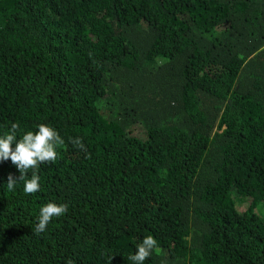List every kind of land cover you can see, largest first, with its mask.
<instances>
[{
	"label": "trees",
	"instance_id": "1",
	"mask_svg": "<svg viewBox=\"0 0 264 264\" xmlns=\"http://www.w3.org/2000/svg\"><path fill=\"white\" fill-rule=\"evenodd\" d=\"M12 123L64 144L33 194L0 162V264H264V0H0Z\"/></svg>",
	"mask_w": 264,
	"mask_h": 264
},
{
	"label": "clouds",
	"instance_id": "2",
	"mask_svg": "<svg viewBox=\"0 0 264 264\" xmlns=\"http://www.w3.org/2000/svg\"><path fill=\"white\" fill-rule=\"evenodd\" d=\"M19 127L18 124L12 123L7 132L0 134V162L10 161L21 174L18 179L23 180V192L33 194L40 190V177L34 171L31 178H25L26 174L44 162L55 161L56 149L64 144V140L55 128L43 123L36 125L35 130L23 132L18 139ZM71 142L81 149L84 147L79 137ZM16 184L17 179L10 174L6 182L7 190L14 191ZM66 212L65 204L45 203L39 208L35 232L43 233L54 218H59ZM157 247V240L147 235L127 259L131 264H145Z\"/></svg>",
	"mask_w": 264,
	"mask_h": 264
}]
</instances>
